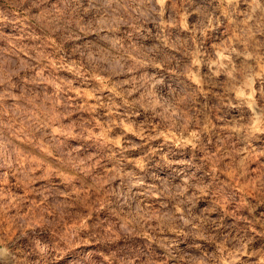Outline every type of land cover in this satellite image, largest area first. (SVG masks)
<instances>
[{"label": "clouds", "instance_id": "1", "mask_svg": "<svg viewBox=\"0 0 264 264\" xmlns=\"http://www.w3.org/2000/svg\"><path fill=\"white\" fill-rule=\"evenodd\" d=\"M0 264H264V0H0Z\"/></svg>", "mask_w": 264, "mask_h": 264}]
</instances>
